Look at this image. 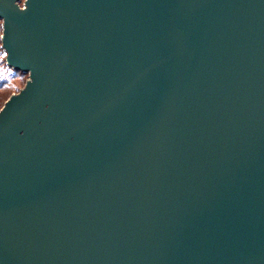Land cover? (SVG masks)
<instances>
[{"label":"water","instance_id":"water-1","mask_svg":"<svg viewBox=\"0 0 264 264\" xmlns=\"http://www.w3.org/2000/svg\"><path fill=\"white\" fill-rule=\"evenodd\" d=\"M0 0V264H264V0Z\"/></svg>","mask_w":264,"mask_h":264},{"label":"trees","instance_id":"trees-1","mask_svg":"<svg viewBox=\"0 0 264 264\" xmlns=\"http://www.w3.org/2000/svg\"><path fill=\"white\" fill-rule=\"evenodd\" d=\"M0 34H1V21H0ZM1 47L0 41V108L3 101L15 90L13 80L21 78L23 73L19 70H13L5 63V55Z\"/></svg>","mask_w":264,"mask_h":264},{"label":"rangeland","instance_id":"rangeland-1","mask_svg":"<svg viewBox=\"0 0 264 264\" xmlns=\"http://www.w3.org/2000/svg\"><path fill=\"white\" fill-rule=\"evenodd\" d=\"M22 2H23V0H21L20 1V5L22 4ZM5 53V52H4ZM3 53V54H4ZM27 74H23L22 75V77L19 79V78H17L16 80H13V83H14V86H15V90H13V92L12 93H15V92H17L21 87H23V85H24V83H25V81H26V79H27ZM7 99V98H6ZM5 99V100H6ZM4 100V101H5ZM4 101H3V103H4Z\"/></svg>","mask_w":264,"mask_h":264},{"label":"snow or ice","instance_id":"snow-or-ice-1","mask_svg":"<svg viewBox=\"0 0 264 264\" xmlns=\"http://www.w3.org/2000/svg\"><path fill=\"white\" fill-rule=\"evenodd\" d=\"M3 55L7 56V53L5 52Z\"/></svg>","mask_w":264,"mask_h":264}]
</instances>
